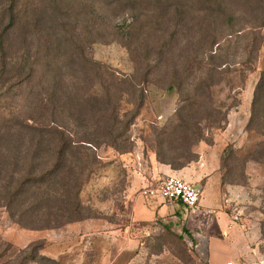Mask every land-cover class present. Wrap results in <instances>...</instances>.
Returning a JSON list of instances; mask_svg holds the SVG:
<instances>
[{
    "label": "rangeland",
    "instance_id": "1",
    "mask_svg": "<svg viewBox=\"0 0 264 264\" xmlns=\"http://www.w3.org/2000/svg\"><path fill=\"white\" fill-rule=\"evenodd\" d=\"M18 5L0 50V264H209L236 216L244 264H264V0H0V28ZM157 157L193 160L199 210L154 198L138 220L136 173Z\"/></svg>",
    "mask_w": 264,
    "mask_h": 264
},
{
    "label": "crops",
    "instance_id": "2",
    "mask_svg": "<svg viewBox=\"0 0 264 264\" xmlns=\"http://www.w3.org/2000/svg\"><path fill=\"white\" fill-rule=\"evenodd\" d=\"M193 169L195 172H198L196 167L193 165H190L180 171H174L167 165L152 161L145 171L140 170V172L136 173L138 179L133 186H141L142 189H144L147 187H152L155 184L157 185L161 181L170 177L188 179L192 175ZM156 206L157 205H155L154 199H138L135 203V212L138 220L144 221L146 216H149L151 213H155L156 209H158ZM224 223L226 224L229 233L223 232L221 230L222 227L220 226L219 221L216 222L217 232L215 234H211L208 242V262L209 264H227L228 262L232 261L234 264H244V257L248 253L245 248L240 247V242H244V239H242V230L247 231L250 226L245 223L244 226L239 227L238 225L237 227H231V229H229L226 221H224ZM234 238L237 242H235L237 246L236 244L229 246ZM228 242H230V244H228Z\"/></svg>",
    "mask_w": 264,
    "mask_h": 264
},
{
    "label": "built area",
    "instance_id": "3",
    "mask_svg": "<svg viewBox=\"0 0 264 264\" xmlns=\"http://www.w3.org/2000/svg\"><path fill=\"white\" fill-rule=\"evenodd\" d=\"M141 198H160L166 201H180L187 209L191 211L199 210V202L201 191L193 184L185 181L182 178L170 177L161 181L159 184L144 188L140 191ZM213 214L212 211H207ZM235 226H244L245 223L241 222L239 217L233 218L232 222ZM227 264H234L232 261Z\"/></svg>",
    "mask_w": 264,
    "mask_h": 264
},
{
    "label": "trees",
    "instance_id": "4",
    "mask_svg": "<svg viewBox=\"0 0 264 264\" xmlns=\"http://www.w3.org/2000/svg\"><path fill=\"white\" fill-rule=\"evenodd\" d=\"M132 1H135V0H132ZM19 6H21V5H18L17 8L11 9V11L9 12V15L7 17L8 24L5 25L4 27L0 28V50L2 52L5 50V48L7 46V43H9L10 36L12 34H14L16 31H18L19 28H21L23 26L22 10L19 9ZM7 13H8V11H7ZM24 30H25V28H24ZM17 37H19V35H17ZM61 45L62 46H67L66 44L60 43V45L57 48L58 51L62 50ZM43 48H45L44 51H45L46 54H50V52H51L50 45H45V47H43ZM77 50L79 51V56H80L82 62L85 65L99 66V64L96 61H94L93 59H90V58L88 59V57L85 55L84 46L79 48V49H77ZM152 161H154L156 163H159V164L167 165V166L171 167V169L174 170V171L183 170V169L187 168L190 165L189 163L193 162V160H189V161H187L186 164L181 165L180 167H175V165L173 163H166V162L160 161L159 157L155 158L154 160L151 159L149 161V164ZM147 199H154V197H149ZM170 202H175V203L183 205L180 201H170ZM30 258H32L31 260L33 262H37L35 258H33V257H30ZM22 264H26V262H23Z\"/></svg>",
    "mask_w": 264,
    "mask_h": 264
}]
</instances>
